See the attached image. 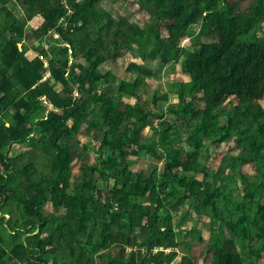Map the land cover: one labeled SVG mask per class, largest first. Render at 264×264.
<instances>
[{"label": "trees", "instance_id": "1", "mask_svg": "<svg viewBox=\"0 0 264 264\" xmlns=\"http://www.w3.org/2000/svg\"><path fill=\"white\" fill-rule=\"evenodd\" d=\"M102 1L0 0V264H197V244L203 264H257L264 0H141L140 23ZM124 51L179 65L152 108L154 69L100 70ZM145 157L160 168L133 172Z\"/></svg>", "mask_w": 264, "mask_h": 264}, {"label": "rangeland", "instance_id": "2", "mask_svg": "<svg viewBox=\"0 0 264 264\" xmlns=\"http://www.w3.org/2000/svg\"><path fill=\"white\" fill-rule=\"evenodd\" d=\"M234 1V0H232ZM252 0H240V3H242L243 6H246L247 4H249ZM141 0H103L102 1V11L101 14L103 16H106L107 13L111 14L112 17L114 19H118L120 17L126 18L128 21L130 22H137L140 23L141 20H143L146 15L143 11H141V5H140ZM41 22V18L40 17H34L32 20L27 21L26 22V26L27 27H36L39 23ZM261 26V24H260ZM261 28L257 27V32L260 33ZM54 37L56 38L57 35L55 34ZM123 56L119 57L116 61L112 62L109 61L107 62L105 65H102L100 67V70H104L107 68H111V70L113 72H115V74L119 77V78H125L127 79L129 77V74L125 73V66L127 65V62L132 61L138 64H143L148 66L151 69H154L156 72V77L152 78L149 80V85H148V89L145 92L140 93V96L142 99L147 98L149 107L152 108L151 104V100H152V93L154 91L158 92L159 94L168 92L171 89V81H179V75H180V71H179V65L174 66L173 68H171L172 72L170 71V66L168 67H161L157 62L155 61H151V60H147V61H140L138 58L133 57L129 51H124L123 52ZM34 54L31 51H28V58H31ZM172 74V77H171ZM131 78V77H129ZM102 85H99V87H101ZM131 102V101H130ZM175 102H177V96L175 95V93H169V97H168V101L167 103L169 104H174ZM164 104V103H163ZM262 105V107L264 108V97L263 100L260 103ZM158 107V106H157ZM156 106H154V111L158 112L159 109H157ZM161 109V108H160ZM166 110V108H164ZM163 109V110H164ZM157 110V111H156ZM159 113V112H158ZM154 132V131H152ZM24 133L22 132V135ZM80 141L83 143H87V150L90 149V146L93 144L92 142H90L89 139H87L85 141L84 137L82 135L79 136ZM220 146H218L217 148H219ZM222 149V147H220ZM219 148V149H220ZM223 149H225L223 147ZM218 151V150H217ZM90 158L89 161H92V155L91 153H89ZM131 159H135V157H130ZM221 158V152L218 151L216 153H214L211 157H209L208 160V164L209 167H211L212 169L215 170V168L217 167V165L219 164V160ZM78 161H75L73 163V169L76 171L77 167H78ZM156 162L149 158V157H145V158H140L137 159L135 164H133L130 169L133 172H146L148 170V165H154V168H160L161 164H155ZM244 174L245 175H250L252 176V172L247 169L246 167L243 168ZM201 177V176H199ZM187 210V208H185V211ZM195 225L197 227V231L200 232V235L204 238L207 239L208 238V219L205 217H198L195 220ZM181 228L183 227L180 226ZM252 233H255V231L252 230ZM264 239V237H262ZM166 252V251H165ZM197 252V253H196ZM204 252H205V247L203 244H197L196 247L193 248V255L192 257L195 259V256L199 255L200 259L197 262V264H203V258H204ZM257 264H264V257L257 262Z\"/></svg>", "mask_w": 264, "mask_h": 264}, {"label": "built area", "instance_id": "3", "mask_svg": "<svg viewBox=\"0 0 264 264\" xmlns=\"http://www.w3.org/2000/svg\"><path fill=\"white\" fill-rule=\"evenodd\" d=\"M159 250H161V249H159ZM153 252H156V249L153 251ZM165 252V251H164ZM167 252V251H166Z\"/></svg>", "mask_w": 264, "mask_h": 264}]
</instances>
